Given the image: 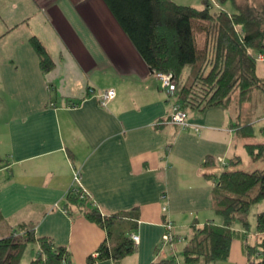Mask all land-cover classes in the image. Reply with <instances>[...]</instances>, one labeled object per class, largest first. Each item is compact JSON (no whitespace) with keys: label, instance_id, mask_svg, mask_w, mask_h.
Masks as SVG:
<instances>
[{"label":"crops","instance_id":"obj_1","mask_svg":"<svg viewBox=\"0 0 264 264\" xmlns=\"http://www.w3.org/2000/svg\"><path fill=\"white\" fill-rule=\"evenodd\" d=\"M32 35L54 58L52 69H42ZM110 88L117 95L103 106L99 96ZM177 102L104 0L0 2V238L34 223L37 236L68 248L72 264H153L167 253L158 249L167 220L187 237L195 222L219 223L214 180L204 174L221 172L222 164L206 160L240 156L251 165L245 144L264 143V124L259 132L253 124L254 136L242 138L237 102L189 109L198 130L163 123ZM76 171L103 214L138 209L131 234L139 243L120 262L88 260L107 232L67 203ZM254 206L263 211L264 200ZM236 229L252 244L264 239L256 227ZM217 264H248L241 237Z\"/></svg>","mask_w":264,"mask_h":264},{"label":"trees","instance_id":"obj_2","mask_svg":"<svg viewBox=\"0 0 264 264\" xmlns=\"http://www.w3.org/2000/svg\"><path fill=\"white\" fill-rule=\"evenodd\" d=\"M215 1L220 5L216 10L212 0H204L201 8L176 0H104L150 68L172 73L178 85L177 103L187 113L226 107L233 99L241 109L253 99L255 90L264 93V78L257 71L259 55L264 56V0ZM226 3L230 8L224 7ZM30 41L42 69H52L55 60L42 40L32 35ZM239 126L242 138L254 136L253 124ZM245 148L254 162L264 160V143L247 142ZM217 162L222 171L204 175L214 180L212 201L220 222L193 223L180 252L165 247L168 254L153 264H217L228 260L236 237L243 239L248 264H264V239L252 244L236 229L239 223L245 232L250 230L252 207L264 200V168L241 169L240 156L228 162L208 157L205 164ZM75 186L74 180L67 203L79 205L88 220L107 232L89 262H120L132 255L136 243L131 232L138 225V209L105 215L82 187L76 191ZM256 232L264 233V210L257 214ZM30 243L38 246L30 264H72L68 248L50 237L37 236L34 223H21L0 238V264H20Z\"/></svg>","mask_w":264,"mask_h":264},{"label":"built area","instance_id":"obj_3","mask_svg":"<svg viewBox=\"0 0 264 264\" xmlns=\"http://www.w3.org/2000/svg\"><path fill=\"white\" fill-rule=\"evenodd\" d=\"M259 57L260 58L262 57L261 54L259 55ZM156 73H157V77L160 79L162 91H164V93H166L168 96L175 95L178 89V85L174 80L172 73L163 72V71H158ZM116 95L117 93L114 88H110L103 91L99 96L100 104L106 106L112 99L116 97ZM164 122L178 125L183 128L193 127L196 130H198V127H196V125L189 122L187 111L182 109L179 103L174 104L173 109L169 115V118ZM74 180L76 186L73 189L78 191V187H82L81 172L79 171L75 172ZM84 191L86 193L85 189ZM163 210H166V207H163ZM164 229L165 231L162 235V239L160 243L161 249L164 246L172 250L178 249V246L184 242L185 238L176 232V225L174 224V222L171 220H167L164 223ZM131 238L136 244L139 243L140 236L138 234L132 233Z\"/></svg>","mask_w":264,"mask_h":264},{"label":"rangeland","instance_id":"obj_4","mask_svg":"<svg viewBox=\"0 0 264 264\" xmlns=\"http://www.w3.org/2000/svg\"><path fill=\"white\" fill-rule=\"evenodd\" d=\"M2 1L3 0H0V2H2ZM15 1H17V0H15ZM39 1L42 2L43 4H47V2H48L47 0H39ZM176 1L179 3L191 4V5L200 7V8L204 6V0H176ZM212 2L214 3L213 9L214 10L218 9V7L220 5H217L215 0H212ZM224 7L230 8V4L226 3L224 5ZM26 8L28 9V5ZM261 56L264 57L263 55H261ZM262 57L260 59H264ZM258 64H259V73L262 75V78H264V61H259ZM233 102L236 103L237 100L233 99V101L231 103V107H233V105H234ZM263 104H264V93L262 90L257 89L254 91L253 99L250 102H248V104H246L243 108H241L240 112L238 114L235 113L236 120H238L242 125L250 124L252 122V124H255L254 126H255L256 130L259 132L260 126H262L264 124V122L262 121V119L255 120V116H256V114L264 116L263 115L264 114V108L262 110L260 109V107L263 106ZM260 118H262V117H260ZM258 122H260V123H258ZM255 164H256V166L253 167V165H255ZM241 165H242V166H240L241 169H245V170H253L255 168H264V160L263 161L260 160V161H256V162L252 161L251 165H248V162L246 160ZM257 207L258 206H254L252 208V211H251L250 216H249V220L251 223V227H250L251 230H253L256 227V220H257L256 214H258V212H259ZM218 219H220V217H218ZM176 232H177V230H176ZM178 234L184 237V235H182L180 233H178ZM187 235L189 236L190 232H187ZM234 240H236V238ZM187 241H188V238L185 239L184 243H186ZM182 246L183 245H181V247H180V245H179L176 252L179 253ZM164 247H162L161 251H165V249H167V248L164 249ZM36 251H37V245L35 243H30L25 250L24 257H23L20 264H30V260L36 254ZM167 254L168 253H166L165 256Z\"/></svg>","mask_w":264,"mask_h":264}]
</instances>
